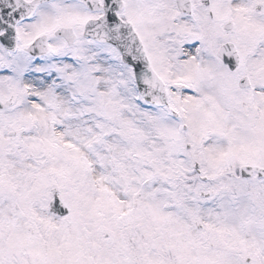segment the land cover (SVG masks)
Here are the masks:
<instances>
[{"label":"snow or ice","instance_id":"snow-or-ice-1","mask_svg":"<svg viewBox=\"0 0 264 264\" xmlns=\"http://www.w3.org/2000/svg\"><path fill=\"white\" fill-rule=\"evenodd\" d=\"M0 264H264V0H0Z\"/></svg>","mask_w":264,"mask_h":264}]
</instances>
